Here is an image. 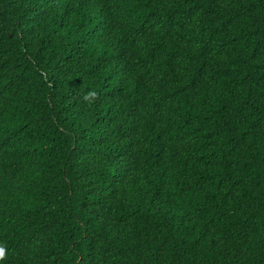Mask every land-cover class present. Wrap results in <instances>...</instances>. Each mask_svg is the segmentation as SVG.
<instances>
[{
  "label": "trees",
  "instance_id": "1",
  "mask_svg": "<svg viewBox=\"0 0 264 264\" xmlns=\"http://www.w3.org/2000/svg\"><path fill=\"white\" fill-rule=\"evenodd\" d=\"M0 264H264V0H0Z\"/></svg>",
  "mask_w": 264,
  "mask_h": 264
},
{
  "label": "snow or ice",
  "instance_id": "2",
  "mask_svg": "<svg viewBox=\"0 0 264 264\" xmlns=\"http://www.w3.org/2000/svg\"><path fill=\"white\" fill-rule=\"evenodd\" d=\"M3 254V250L2 249H0V255H2Z\"/></svg>",
  "mask_w": 264,
  "mask_h": 264
}]
</instances>
